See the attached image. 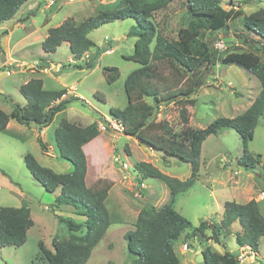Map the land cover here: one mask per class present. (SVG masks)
Wrapping results in <instances>:
<instances>
[{
  "label": "rangeland",
  "instance_id": "374dc122",
  "mask_svg": "<svg viewBox=\"0 0 264 264\" xmlns=\"http://www.w3.org/2000/svg\"><path fill=\"white\" fill-rule=\"evenodd\" d=\"M184 1L173 0L166 10L159 11L154 16L155 24L168 37H176L185 12ZM33 2L36 4L31 7ZM116 2L117 0L42 2L32 0L24 4L16 15L15 24L20 25L23 30L16 28L12 31L13 39L5 36L9 33L10 24H3L1 27L0 108L5 113L11 114L9 112L13 110L14 102L21 106L25 105L26 100L20 93V87L37 78L45 79L44 88L50 91L61 89V83L71 86L78 82L77 97L81 96L82 99L72 102L67 110L55 116L53 122L41 132L21 126L11 119L15 126L7 132L0 133V208L28 207L34 221V226L29 230L23 246L0 248V264H43L38 257L39 243L42 242L46 249L53 251L54 239L60 240L70 236L66 226L57 217L81 225L84 223V219L74 215L71 207H63L53 212L51 205L60 191L48 193L28 170L24 160L26 154H32L39 163L56 173L64 174L73 170L70 162L59 157L55 143V129L62 120L82 126L100 120L97 123L100 132L97 138H101L104 144H101L100 140L99 145L93 143L84 148L90 166L94 167L93 169L91 167L94 173L88 182L93 185L112 183L106 200L112 223L86 264H131L133 256L128 249L126 235L135 230L140 210L147 203L153 204L156 208L171 203L168 186L157 178H148L144 181L145 186L155 187L156 192L146 189L147 187L139 189L135 179L137 177L142 179V175L136 173V164L150 163L163 173L177 175L180 178L190 177L192 166L189 162L168 157L170 162L167 166L159 156L163 155L161 152L147 150L136 138L121 136L115 148L112 137L117 134L115 131L118 129L113 126L116 123L112 124L110 110L123 109L127 106L124 83L128 74L140 66L127 59L135 50L136 39L128 36L131 27L136 24L134 19L115 21L91 32L90 38L96 46L91 52L93 57L90 68L87 66V60H76L72 57L68 43H63L52 54L45 55L42 49L45 35H48L47 29L60 26L68 18L80 23L98 9L110 8ZM240 2H246L242 7L247 15L264 8V0H234L236 6ZM46 4L48 8L45 7ZM222 6L229 9L230 0H225ZM237 34L239 31L235 23H231L230 28L218 36L217 43L224 46L219 49L222 54L243 47ZM25 45H31L30 49L21 51ZM41 58L50 65L45 64L47 67L39 66L30 70V66L34 67L36 63H41ZM13 62L15 63L10 65ZM51 66L57 67L58 71L55 69L50 71ZM105 67L117 68L121 73L120 78L108 84L102 73ZM45 68H48L49 72L41 71ZM209 74L195 96V104L187 106L189 125L194 129H204L218 118H233L244 113L252 98L261 90L259 80L236 65L226 66L218 63ZM52 76L58 78V81ZM5 97L13 102L6 100ZM156 119L168 121L177 133L183 128L179 110L173 104L162 106ZM102 125H105V129L101 128ZM39 137L47 146H51V151L48 148L46 151L42 150L38 142ZM249 151L254 157L261 156V163L254 170H246L239 165V160L243 156V144L235 130L226 129L210 136L202 145L198 179L191 189L179 194L173 204L175 210L187 218L194 227L202 222L210 225V230L204 235L199 233L196 237L207 240L206 244L210 241L218 254H221L224 248L238 255L240 249L235 239V233L241 231L237 224L232 227L231 234L223 233L219 243L212 239L213 226H217L223 219L224 202L237 198L240 204H244L251 196L256 197L260 192H264V116L259 120ZM47 152L54 157L45 154ZM123 163L128 165L127 170L123 169ZM261 208L264 216V200ZM183 239L185 244L189 243V246H192L187 234L175 242L181 263L197 264L193 253L187 252V256L181 254ZM259 253H264V239L259 243ZM257 264L264 262L258 258Z\"/></svg>",
  "mask_w": 264,
  "mask_h": 264
},
{
  "label": "trees",
  "instance_id": "16d2710c",
  "mask_svg": "<svg viewBox=\"0 0 264 264\" xmlns=\"http://www.w3.org/2000/svg\"><path fill=\"white\" fill-rule=\"evenodd\" d=\"M29 1L0 0V29L4 23L13 20ZM172 1L117 0L112 7L98 9L80 23L68 18L60 26L49 28L42 43L45 54H52L63 43H68L72 57L82 60L96 46L90 38L91 32L115 21H136L128 32L129 37L136 39L135 50L127 59L140 66L128 74L124 83L127 106L123 109L112 108L110 118L124 128L127 136L161 152L167 166L170 162L168 157H175L189 162L192 171L188 179L181 181L164 174L150 163L136 164V173H140L143 180L157 178L168 186L171 203L159 208L147 203L140 210L135 230L126 235L128 249L133 256L131 264H182L175 251V242L188 231H191L187 233L188 239L193 240L199 233L204 235L210 230L206 222L194 227L173 206L175 198L191 189L198 179L202 145L210 136L226 129L235 130L243 144L239 165L246 170H254L261 163V156L254 157L249 145L260 118L264 116V8L247 15L242 7L246 2L236 6L234 0H230L231 6L227 9L222 6L225 0H185L184 16L173 38L164 34L154 21L155 14L166 10ZM231 23H235L239 31L236 36L243 47L222 54L215 45L218 36L229 29ZM218 63L236 65L255 76L261 90L244 113L233 118H218L204 129H194L189 125L187 106L195 104V96ZM87 64L90 68L91 61ZM102 73L108 84L116 82L121 76L117 68L111 67L103 68ZM20 93L26 100L24 106L14 102L11 114L0 108V133L6 131L11 119L26 127L32 122L41 123V131L72 102L81 100L77 97L64 98L67 89L46 90L40 78L21 86ZM5 99L13 102L8 97ZM171 104L179 110L183 125L179 133L168 121L156 119L161 107ZM99 133L97 123L88 126L68 120L59 123L54 133L55 143L59 157L73 166L69 173H56L39 163L32 154L24 157L28 170L48 193L60 191L51 205L53 212L71 207L75 216L84 219L81 225L57 217L70 236L54 239L53 251L39 243L38 257L43 264H86L111 226L106 200L112 183L94 184L91 187L86 184L88 165L83 147L97 138ZM38 142L46 151L47 145L41 137ZM142 179L137 177L138 184L142 183ZM235 224L241 228L235 233L237 244L240 247L251 246L258 252L260 240L264 237V216L255 200L245 204L225 202L223 219L212 229L214 242L219 243L223 233L231 234ZM33 226L28 207H1L0 248L23 246ZM203 253L209 264H239L237 256L226 249L221 254L210 249H205Z\"/></svg>",
  "mask_w": 264,
  "mask_h": 264
},
{
  "label": "crops",
  "instance_id": "0c3cea01",
  "mask_svg": "<svg viewBox=\"0 0 264 264\" xmlns=\"http://www.w3.org/2000/svg\"><path fill=\"white\" fill-rule=\"evenodd\" d=\"M32 1V0H31ZM43 0H40V2H42ZM47 1H49V0H47ZM39 3V2H38ZM34 4H36V3H32V5H30L31 7H33L34 6ZM30 7V8H31ZM45 7L46 8H48V5L46 4L45 5ZM19 14V13H18ZM17 14V15H18ZM17 17V16H16ZM15 17V18H16ZM15 18L13 19V20H11V21H9V22H6V23H4V25H6V24H10L9 25V33H8V35H5V36H7V37H10L11 39H13V37H14V35H13V32L12 31H14L16 28H18V29H20V30H23L22 29V27L19 25V26H16L17 24H15ZM1 30V29H0ZM47 33H48V29H47ZM47 37V34L45 35V38ZM24 38H26V37H24ZM45 40V39H44ZM11 41V40H10ZM30 46L31 45H25V47H23L22 48V50L21 51H24L25 49L26 50H28V49H30ZM46 55V54H45ZM92 57H93V55H91V53H89L88 55H87V57H85L84 59L85 60H87L86 62H90V61H92ZM13 61H16V60H13ZM15 62H13V63H11L10 65H13ZM17 63V62H16ZM45 64H48V62H44V59L43 58H41V63H36V66H30V70L31 69H33V68H37V67H43V66H45ZM48 65H50V63L48 64ZM45 67H47V66H45ZM53 69H55L56 71H58V68L57 67H54V66H51L50 68H49V70L51 71V70H53ZM49 70H48V68H45L44 70H41V71H45V73L46 72H49ZM32 72H35V71H32ZM47 76H49L48 74H47ZM51 76V75H50ZM52 78L53 79H56V77H54V76H52ZM40 79H42V78H40ZM43 80V82H44V87H46L45 85H46V83H45V79H42ZM57 81H58V78L56 79ZM61 83V82H60ZM77 84H78V82H75L74 84H72L71 86H68V84H62L61 83V85H62V88L61 89H67V95L64 97V98H70V97H77V95H78V87H77ZM60 90V89H59ZM260 92V91H259ZM259 92H257V95L259 94ZM257 95L254 97V98H252L253 100H252V102L255 100V98L257 97ZM77 98H80V99H82L81 98V96H78ZM251 100V99H250ZM252 102L250 103V105L252 104ZM26 104V103H25ZM250 105H249V107H250ZM248 107V108H249ZM67 110V109H66ZM12 112V111H11ZM11 112H9V113H11ZM64 112V111H63ZM100 121V120H99ZM99 121H97V122H95V123H99ZM13 126H15V123H13V121L12 120H10V122H9V124H8V127H7V129H6V132L7 131H9V129L11 128V127H13ZM21 126H23V125H21ZM44 129V128H43ZM42 129V130H43ZM41 130V131H42ZM35 132H38L37 130H34ZM40 131V132H41ZM117 134H114V136L112 137V139H113V141H114V143H115V148H117V146H118V141H119V139H120V137L121 136H126V137H129V138H133V137H131V136H127L125 133L123 134V133H120L119 131H115ZM119 133V134H118ZM111 139V138H110ZM101 140V138L99 139V138H96V139H94L92 142H90L89 144H87V145H85L84 147H83V149L86 147V146H89V145H91V144H93V143H98V145H99V141ZM100 143L101 144H104L103 143V141L101 140L100 141ZM47 145V144H46ZM47 148L49 149V151H51V146L50 145H48L47 146ZM85 152V151H84ZM45 154H47V155H49V156H51V157H54L53 155H51V153L50 152H47V153H45ZM86 154V153H85ZM88 155V154H87ZM159 156H161L162 157V155H159ZM87 157V156H86ZM120 157H118V159H119ZM162 159V158H161ZM87 162H88V171H87V177H86V181H87V185L89 186V187H91V186H93V183L92 184H89V182H88V179L90 178V176H92L93 175V171H91V167L92 166H90L91 164H90V160H89V157H87ZM71 168V167H70ZM94 167H92V169H93ZM164 174H166V175H168L169 173H164ZM191 175V174H190ZM168 176H170V177H172V178H176V179H179V180H181V181H185L186 179H188V177H182V178H180V176H177V175H171V174H169ZM144 181L145 180H143L142 179V187L143 188H146V189H150V190H153L154 192H156V190H155V187H152V188H150V187H148V186H145V184H144ZM135 182H136V184H137V181H136V179H135ZM235 183L237 184L238 182L237 181H235ZM146 189H145V191H146ZM241 193V192H240ZM261 193H263V192H260V194H258L256 197H253V196H251L248 200H247V202H245V203H248L249 201H251V200H255L257 203H258V205H259V207H260V210H261V213L263 214V212H262V208H261V203H262V201L264 200V198H262L261 197ZM237 198H234L233 200H231V201H235V202H237V203H239V201L238 200H236ZM244 203V204H245ZM224 204H225V202H224ZM223 204V205H224ZM240 204V203H239ZM189 232V231H188ZM188 232H186V233H184L183 234V237H185V235L188 233ZM203 237V236H202ZM181 238V237H180ZM204 239V238H203ZM203 239H201L200 237H194L193 238V240L191 239V241H190V243L191 244H193V247H195V248H199V250L200 251H204L205 249H210L212 252H214V253H216V250L214 249V247L211 245V242L210 241H208L209 243H205V241H207V240H203ZM262 239H264V237L262 238ZM261 239V240H262ZM260 240V241H261ZM185 239H183V244H182V247H183V245L185 244ZM200 241H201V243H200ZM204 241V242H203ZM204 243H205V246H204ZM193 247H191L190 248V250H188V251H183V248L181 249V254L183 255V256H187L188 255V253L187 252H190V253H193L192 252V249H193ZM175 251H176V249H175ZM225 251V249L223 248V250L221 251V252H224ZM177 253V252H176ZM194 254V253H193ZM218 254V253H217ZM194 258H196V254H194ZM264 262V261H263Z\"/></svg>",
  "mask_w": 264,
  "mask_h": 264
},
{
  "label": "built area",
  "instance_id": "2783aa9c",
  "mask_svg": "<svg viewBox=\"0 0 264 264\" xmlns=\"http://www.w3.org/2000/svg\"><path fill=\"white\" fill-rule=\"evenodd\" d=\"M215 47L218 49L224 48L222 43H216ZM113 123H116V122L112 120V124ZM113 126L114 128H117L120 133H123L124 128L121 125L116 123V125H113ZM101 128L105 129V125H102ZM122 166L124 169H128L127 164L123 163ZM261 197L264 198V192L261 193ZM182 248H183V251L190 250L189 243L184 244ZM236 256H237V261L239 264H257L258 258L259 260L264 261V253L260 254L259 251L258 252L255 251L251 246H248V245L240 247L239 254Z\"/></svg>",
  "mask_w": 264,
  "mask_h": 264
},
{
  "label": "water",
  "instance_id": "95a60500",
  "mask_svg": "<svg viewBox=\"0 0 264 264\" xmlns=\"http://www.w3.org/2000/svg\"><path fill=\"white\" fill-rule=\"evenodd\" d=\"M29 127L30 128H33V129H37V130H40L41 127H42V124L41 123H38V122H32L29 124ZM138 143H140L143 147H145L147 150H152L151 148H149L148 146L142 144L139 140H138ZM137 181V180H136ZM192 251L196 254V258H195V261L197 264H209L206 260V257L204 255V253L196 248H193Z\"/></svg>",
  "mask_w": 264,
  "mask_h": 264
},
{
  "label": "clouds",
  "instance_id": "9594fccd",
  "mask_svg": "<svg viewBox=\"0 0 264 264\" xmlns=\"http://www.w3.org/2000/svg\"><path fill=\"white\" fill-rule=\"evenodd\" d=\"M123 133H124V131H123ZM124 169V168H123ZM124 170H127V169H124ZM137 180V179H136ZM137 185L139 186V188L141 189L142 188V183L141 184H138V180H137ZM192 247V246H191ZM190 247V248H191ZM193 248H195V247H193ZM197 249V248H196ZM199 250V249H198ZM193 252V251H192ZM203 252V251H202ZM194 253V252H193ZM195 254V253H194Z\"/></svg>",
  "mask_w": 264,
  "mask_h": 264
}]
</instances>
